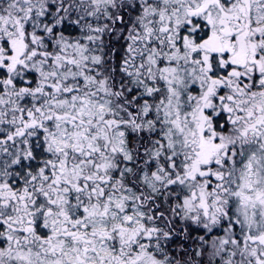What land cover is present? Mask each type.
Masks as SVG:
<instances>
[{
    "label": "snow or ice",
    "instance_id": "snow-or-ice-1",
    "mask_svg": "<svg viewBox=\"0 0 264 264\" xmlns=\"http://www.w3.org/2000/svg\"><path fill=\"white\" fill-rule=\"evenodd\" d=\"M0 264H264V0H0Z\"/></svg>",
    "mask_w": 264,
    "mask_h": 264
}]
</instances>
